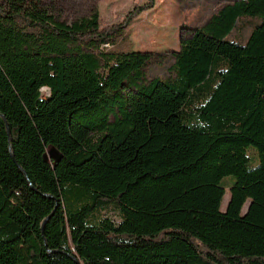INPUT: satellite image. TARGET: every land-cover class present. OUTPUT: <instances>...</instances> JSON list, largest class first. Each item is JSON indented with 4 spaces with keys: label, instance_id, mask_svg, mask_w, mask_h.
Wrapping results in <instances>:
<instances>
[{
    "label": "trees",
    "instance_id": "16d2710c",
    "mask_svg": "<svg viewBox=\"0 0 264 264\" xmlns=\"http://www.w3.org/2000/svg\"><path fill=\"white\" fill-rule=\"evenodd\" d=\"M111 37L0 0V264H264V0L189 28L166 80Z\"/></svg>",
    "mask_w": 264,
    "mask_h": 264
},
{
    "label": "rangeland",
    "instance_id": "374dc122",
    "mask_svg": "<svg viewBox=\"0 0 264 264\" xmlns=\"http://www.w3.org/2000/svg\"><path fill=\"white\" fill-rule=\"evenodd\" d=\"M149 1L42 0V6L68 21L97 11L100 28L112 33L110 42L103 48L153 52L154 58L144 68L146 76L166 80L174 77L173 53L180 49L181 40L187 37L189 28L202 25L218 6L233 0H153L152 8L141 11L126 22L136 6H144ZM258 22L256 17L241 20L228 38L243 43L253 25ZM228 199L229 192L226 189L220 204L221 210L225 209ZM105 215L118 220L117 212L113 209L105 212Z\"/></svg>",
    "mask_w": 264,
    "mask_h": 264
}]
</instances>
